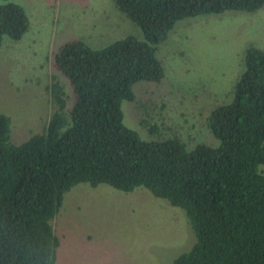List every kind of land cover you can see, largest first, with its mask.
Here are the masks:
<instances>
[{
	"label": "trees",
	"instance_id": "1",
	"mask_svg": "<svg viewBox=\"0 0 264 264\" xmlns=\"http://www.w3.org/2000/svg\"><path fill=\"white\" fill-rule=\"evenodd\" d=\"M141 29L96 49L83 40L59 48L49 94L54 113L44 131L11 141L12 121L0 114V264H57L61 240L53 221L65 196L81 184L132 193L145 188L182 209L196 235L173 264H264V51L251 46L231 101L209 115L212 147L179 138L144 140L125 124L123 102L134 87L161 83L159 46L186 19L255 13L264 0H115ZM30 29L24 7L0 5L5 37ZM158 130L150 127V133Z\"/></svg>",
	"mask_w": 264,
	"mask_h": 264
},
{
	"label": "rangeland",
	"instance_id": "2",
	"mask_svg": "<svg viewBox=\"0 0 264 264\" xmlns=\"http://www.w3.org/2000/svg\"><path fill=\"white\" fill-rule=\"evenodd\" d=\"M6 3L24 7L30 20L21 40L5 37L0 49V114L11 118V141L21 145L42 133L54 113L53 77L71 91L54 66L61 46L83 40L101 49L143 36L115 0H0ZM251 46L264 51V8L179 22L157 52L164 79L134 87L137 101L122 104L125 124L144 140L179 138L189 149L216 147L209 115L231 101ZM52 224L61 240L57 264H173L197 241L185 212L145 188L124 193L78 185Z\"/></svg>",
	"mask_w": 264,
	"mask_h": 264
}]
</instances>
